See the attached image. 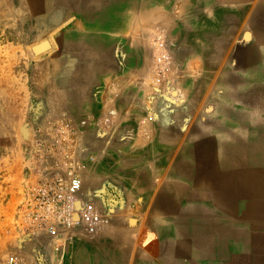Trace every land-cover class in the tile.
<instances>
[{"label": "crops", "instance_id": "0c3cea01", "mask_svg": "<svg viewBox=\"0 0 264 264\" xmlns=\"http://www.w3.org/2000/svg\"><path fill=\"white\" fill-rule=\"evenodd\" d=\"M112 1L78 0L75 7L61 6L62 13L57 10L52 18L54 22L61 16L63 23L69 22L58 41L60 50L33 65L29 82L33 113L34 107L42 109L41 102H46L45 116L65 115L74 126L88 121L84 136L75 141L76 155L84 149L95 158L82 172L87 197L100 200L106 187H116L124 198L118 209L133 215L125 223L114 220L108 230L90 242L79 241L78 246L86 248L95 264H237L242 250L264 248V157L251 158V150L247 157V148L254 146L250 141L264 140V113L256 105L264 86L258 56L264 47L257 41L264 36V0L209 2L221 28L215 26L213 33L207 28L201 35L207 41L204 49L212 44V57L208 52L206 76L191 72L187 84L213 87L212 109L201 120L193 102L166 104L148 79L139 77L141 71L134 66L143 54L135 58L127 46L138 16L134 0H126L125 11L130 14L125 16ZM68 11L75 14L64 18ZM82 11L93 14L86 18ZM85 20L94 24H83ZM227 22L234 23L231 28L227 25L228 31L221 24ZM244 23L250 38L239 41L230 68L220 62L225 54L222 33L230 35ZM182 27L179 35L195 32ZM119 37L125 48L119 49ZM187 52L179 51L184 58ZM196 52L190 48L189 55ZM149 81L156 84L152 74ZM231 86L238 87L233 97ZM230 102L254 103L248 106V117L256 120L251 127L255 137L234 139ZM110 109L117 114L107 119ZM244 109L246 105L238 113ZM244 125L245 118L238 119L243 131ZM238 148L236 160L218 159L224 151ZM215 180L222 185L215 187ZM257 264H264V257Z\"/></svg>", "mask_w": 264, "mask_h": 264}, {"label": "rangeland", "instance_id": "374dc122", "mask_svg": "<svg viewBox=\"0 0 264 264\" xmlns=\"http://www.w3.org/2000/svg\"><path fill=\"white\" fill-rule=\"evenodd\" d=\"M114 1H117L115 4L118 9H127L126 0L112 2ZM190 1L134 0V13L138 16L133 23L134 33L127 46L133 49L135 58L139 59L142 52L143 57L141 61L138 59L135 61L134 68L140 69L139 77L145 82L148 79L147 82L153 86L152 91L164 98L166 104L180 105L186 101L193 102L198 119L201 120L212 109L211 101L215 98L212 94L213 87L188 85L191 90L188 92L192 94H187L179 83L183 74L190 71L195 77L206 76V56L209 52L212 57V44L209 43V48L207 47L201 53L202 48L207 45L206 39L201 35H204L207 28L210 30H208L209 33H213L215 26L219 28L221 26L220 22H214V16L211 13L212 7L209 2L214 0H201L194 6L189 5ZM34 8L35 6L31 5L29 0H0V264H4V259L9 255L16 256L19 264H95L91 254L86 252V248L78 246V243L79 241L90 242L96 237L73 234L69 236L65 246L55 247L46 240L44 235L35 234L25 218L27 191L36 182L41 169L34 153L46 139L51 137L53 127L60 118L45 116L46 102H41L42 109L36 110L37 107H34L33 113L31 70L33 65L47 55H51L52 51L55 53L60 50L58 41H60L62 29L69 24L68 21L63 23L61 16L55 17L56 20L52 22L46 6H42L39 12ZM51 8L62 13L60 4L50 7V11ZM190 9H192V16ZM81 10L84 11V8ZM83 11L81 15H84ZM72 14H75L74 11L65 12L64 18ZM92 14L89 11L84 17L87 18ZM83 24H94V22L88 23L85 20ZM221 24H224L226 31L230 25L234 26L233 22ZM179 26H183L184 30L190 29L195 32L191 35L188 33L179 35ZM248 28L247 23H244L238 31L236 27H234L235 30H230V35L226 32L222 33L225 35V47L221 50L225 54L220 60L221 64L228 65L230 68L233 66L232 55L235 47L239 41L250 38V35L245 38L249 34ZM157 32L161 33L165 39L166 50L171 56V66L167 80L163 84L151 85L149 80L154 60L151 39ZM118 42L119 49L125 48L126 43L122 37L118 38ZM190 48L197 52L185 58L181 57L180 49ZM260 88L262 90L261 96L258 97L260 101L256 105L264 113V86ZM236 89H238L237 86L230 87L231 97L235 95ZM171 92L177 95L172 97ZM253 104L246 102L245 113L240 114L238 111L245 105L230 102V132H233L235 140L245 137L248 141L255 137V131L251 127L256 120L248 117L251 113L248 106ZM262 117L264 119V114ZM244 118L245 130L243 131V127H238V119ZM248 155L247 148V157ZM93 159L95 160L94 157ZM83 192L86 194L84 197L105 214L113 211L112 223L114 220L125 223L127 218L133 216L118 209L123 205L124 198L116 187H106V193L101 194L100 200L94 196L90 199L87 197L86 190ZM260 257H264V248L259 249L255 246L249 252L242 250L237 257L239 258L237 264H257V259Z\"/></svg>", "mask_w": 264, "mask_h": 264}, {"label": "built area", "instance_id": "2783aa9c", "mask_svg": "<svg viewBox=\"0 0 264 264\" xmlns=\"http://www.w3.org/2000/svg\"><path fill=\"white\" fill-rule=\"evenodd\" d=\"M154 50L152 76L155 83L163 84L170 71V56L161 33L151 39ZM168 52V53H167ZM117 111L110 109L107 119ZM87 120L74 126L62 115L55 123L51 137L35 151L41 165L39 177L28 189L25 218L35 234L44 235L55 247L65 246L69 236L85 234L100 235L111 219L92 202L82 201V172L94 159L89 152L76 155L75 141L84 136ZM4 264H19L14 255L4 259Z\"/></svg>", "mask_w": 264, "mask_h": 264}, {"label": "bare ground", "instance_id": "6f19581e", "mask_svg": "<svg viewBox=\"0 0 264 264\" xmlns=\"http://www.w3.org/2000/svg\"><path fill=\"white\" fill-rule=\"evenodd\" d=\"M78 0H29V3H31V5H33V6H35V8L34 9H36V11L37 12H39V11H41V7L42 6H46L47 7V9H48V14H49V16L51 17V19L55 16V12H56V10H52V8H51V11H50V7H53V6H55V5H59L60 4V6H63L65 3V5H70V6H74L75 7V5H74V3H76ZM225 1H228V2H236V1H238V0H225ZM168 2V1H167ZM247 2V1H246ZM132 3H134V2H132ZM227 3V2H226ZM73 4V5H72ZM134 5V4H133ZM136 5V4H135ZM228 6V5H227ZM221 8V7H220ZM227 8H229V7H227ZM240 8V7H239ZM184 9V8H183ZM238 9V8H237ZM182 11V10H181ZM241 11H243V8H242V10ZM120 15H123V16H125V15H127V14H130L129 12L127 13L124 9H123V11H120V13H119ZM217 16V15H216ZM120 17V16H119ZM32 20V19H31ZM220 24V23H219ZM217 25V24H216ZM248 25V24H247ZM249 26V25H248ZM219 28V27H218ZM247 33H245V35H246ZM260 37V39H258L257 41H261V42H259L260 44H262L263 45V47H264V36H259ZM245 38H248V35H246L245 36ZM14 45V44H13ZM208 46H209V44H208ZM206 47V46H205ZM166 50V49H165ZM189 50L190 49H188V52H187V55L188 56H190L189 54ZM263 50V51H262ZM262 50H261V52L262 53H264V48H262ZM167 51V50H166ZM200 51V50H199ZM202 52H204V48H203V51ZM168 53V52H167ZM183 55H186V53H183ZM169 56H170V54H169ZM208 56V55H207ZM210 56V55H209ZM258 56H260V58H261V65H262V67H264V54H261L260 52L258 53ZM181 57H183L182 55H181ZM5 58V57H4ZM7 58V57H6ZM14 63V62H13ZM212 63V62H211ZM170 65H171V56H170ZM212 65V64H211ZM8 67V66H7ZM13 70V69H12ZM6 73V72H5ZM15 73V72H14ZM190 73H191V71L190 72H187L186 74L184 73L183 74V77H182V79H181V81H180V84H181V88L185 91V92H188V89L190 88L187 84H189L188 82H189V79H190ZM9 76V75H8ZM11 77V76H10ZM14 77V76H13ZM6 78V77H5ZM15 78V77H14ZM1 80H3V79H1ZM152 80H154V78H153V76H152ZM167 80V79H166ZM165 80V81H166ZM4 81V80H3ZM164 81V82H165ZM155 82V81H154ZM163 82V83H164ZM4 83H6V82H4ZM2 84V83H1ZM157 84V83H156ZM158 85H161V84H158ZM6 93V92H5ZM232 103V102H231ZM220 108V107H219ZM250 142H253V144H254V146L252 145V144H250V149L249 150H251L250 151V156L252 155V157L251 158H256V157H264V140H259L258 141V143L257 144H255V142H254V140L252 139ZM259 145V146H258ZM239 146V145H238ZM257 146V147H256ZM255 147V148H254ZM230 152L229 153H227L228 151L226 150V151H224L223 152V154L224 155H218V159H222V157H225V158H229V159H237V157H238V153L240 152V149L238 148V150H236V149H231V150H229ZM227 154H226V153ZM80 153L81 154H85V153H87V151L86 150H81L80 151ZM211 153V152H210ZM209 153V154H210ZM243 154V153H242ZM216 155V154H215ZM244 155V154H243ZM217 158V157H216ZM216 169V168H215ZM205 170V169H204ZM219 170V169H218ZM201 171L202 170H199V174L201 173ZM218 171H215L214 173H217ZM205 173V172H204ZM207 173V172H206ZM220 173V172H219ZM202 174V173H201ZM38 175V174H37ZM218 180V179H217ZM215 182H216V180H215ZM230 184H232V183H230ZM207 185V183L204 185V186H206ZM220 185H222V183H220L219 181L218 182H216L215 183V187H218V186H220ZM90 198V197H89ZM81 200L82 201H86V202H90V201H88L84 196H83V186H82V197H81ZM106 215H108V217L111 219V221H112V218H113V211H112V213H110V214H106ZM112 217V218H111ZM111 224H112V222H110V224H109V226L106 228L107 230L111 227ZM105 229V230H106ZM121 234V233H120ZM40 235V234H39ZM122 235V234H121Z\"/></svg>", "mask_w": 264, "mask_h": 264}]
</instances>
